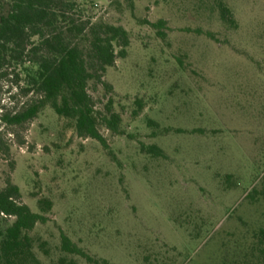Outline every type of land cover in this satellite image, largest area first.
I'll return each instance as SVG.
<instances>
[{"label":"rangeland","instance_id":"374dc122","mask_svg":"<svg viewBox=\"0 0 264 264\" xmlns=\"http://www.w3.org/2000/svg\"><path fill=\"white\" fill-rule=\"evenodd\" d=\"M71 1L67 20L129 32L102 74L110 87L88 83L96 109L122 122L100 126L106 145L51 105L10 123L40 96L27 61L4 69L0 188L11 180L45 217L27 232L37 259L93 264L66 236L102 264H264V0ZM13 221L0 214V241Z\"/></svg>","mask_w":264,"mask_h":264},{"label":"trees","instance_id":"16d2710c","mask_svg":"<svg viewBox=\"0 0 264 264\" xmlns=\"http://www.w3.org/2000/svg\"><path fill=\"white\" fill-rule=\"evenodd\" d=\"M73 6L75 2L71 0H0V76L12 63L19 65L27 61L28 91L40 96L24 111L4 118L21 124L51 105L58 115L75 121L80 137L106 145L100 126L120 133L122 117L110 106L106 107V113L97 110L88 83L97 79L110 87L102 81V74L115 65L118 57H126L130 36L121 25L67 20ZM220 11L224 22L235 23L228 7L222 4ZM62 20L69 26L61 29ZM73 35L87 38V43L74 42ZM143 148L153 155H162L157 145ZM0 214L14 217L1 233L0 264H43L33 253L32 238L27 232L44 222L45 217L21 201L20 188L11 180L5 188H0ZM63 248L85 255L93 264H102L73 246L66 236H63ZM60 263L64 264V260Z\"/></svg>","mask_w":264,"mask_h":264}]
</instances>
